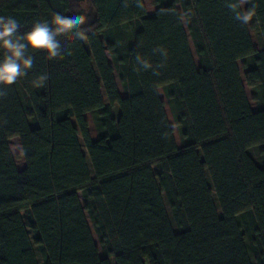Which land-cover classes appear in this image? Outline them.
I'll list each match as a JSON object with an SVG mask.
<instances>
[{"label":"trees","instance_id":"16d2710c","mask_svg":"<svg viewBox=\"0 0 264 264\" xmlns=\"http://www.w3.org/2000/svg\"><path fill=\"white\" fill-rule=\"evenodd\" d=\"M152 3L0 0L20 34L85 17L63 54L0 88V264H264V165L247 153L264 160V0Z\"/></svg>","mask_w":264,"mask_h":264},{"label":"clouds","instance_id":"9594fccd","mask_svg":"<svg viewBox=\"0 0 264 264\" xmlns=\"http://www.w3.org/2000/svg\"><path fill=\"white\" fill-rule=\"evenodd\" d=\"M85 23L82 14H53L50 20L37 21L23 34L20 25L12 16H0V88H6L23 78L33 66V55L40 53L51 59L66 51L65 33L76 32ZM148 65L145 63L144 65ZM46 76H38L35 87H40Z\"/></svg>","mask_w":264,"mask_h":264},{"label":"rangeland","instance_id":"374dc122","mask_svg":"<svg viewBox=\"0 0 264 264\" xmlns=\"http://www.w3.org/2000/svg\"><path fill=\"white\" fill-rule=\"evenodd\" d=\"M150 4H153V3H149V1H146V5H147L148 8L150 7ZM177 7H178V9H180L179 8V5H177ZM183 23H184V21H183ZM188 44H189V48H190V51L192 53L193 59L195 61V64L197 66L198 63H197L196 55H195V52H194V49H193L192 42L189 39V37H188ZM243 63H244L243 60L238 61V63H237V65L239 67V70H240L241 76L243 75V72H244L243 69H242V67H241ZM115 79H116V84H117V88L119 90V93H120L121 96H123L124 95V92H123V90L121 88V85H120V82L118 80V77H117V74L116 73H115ZM245 91H246V96H247V99H248V103L250 105V108L253 111L258 110V105L253 100L254 95L257 94L256 90L255 89H250V88H248V87L245 86ZM18 92H19L20 97H21V92L20 91H18ZM158 94H159V97L164 102L165 113H166L168 122H169L170 126L173 129V135H174V139H175L176 145H177V147H181V145H182V138H181L180 129H179V126L177 125L176 116H175V112L173 110L172 104H171L170 100L167 97V90H166V88H159L158 89ZM115 112H116V115H118L119 110H118L117 107H115ZM85 117H86V119L88 121V124H89V133H90L91 139L92 140H97V138L100 136V131H99L98 124H97V120H96L97 119L96 114L95 113L94 114L88 113V114L85 115ZM80 143H81V141H80ZM8 146H9V149H10V151H11L13 157H14V161H15L16 167L18 169L22 168L24 166V161H23L22 155H21V148H20V145H19V140L17 138L9 139L8 140ZM81 149H82V151L85 154V148L83 147L82 143H81ZM247 153L252 157V159L258 165H260V166H263L264 165V160H263V157L260 154V150H259L258 147H252V148H250L247 151ZM214 202H215V199H214ZM164 203H165V207H166V210H167L168 217L170 219L171 225H172L173 229L176 230L175 229V226H174V223H173V220H172V217H171V214H170V211L168 209V206H167L165 200H164ZM35 251H36V249H35ZM36 258L38 260V263H40V258H39V255L37 254V252H36Z\"/></svg>","mask_w":264,"mask_h":264},{"label":"crops","instance_id":"0c3cea01","mask_svg":"<svg viewBox=\"0 0 264 264\" xmlns=\"http://www.w3.org/2000/svg\"><path fill=\"white\" fill-rule=\"evenodd\" d=\"M142 1H143L144 5H145V8H146V10H147L148 12H152V11L155 10V6H154L153 4H150V7H149V8H148L147 5H146V1H149V3H152L153 0H142ZM108 59H109V57H108ZM109 62H110V59H109Z\"/></svg>","mask_w":264,"mask_h":264},{"label":"water","instance_id":"95a60500","mask_svg":"<svg viewBox=\"0 0 264 264\" xmlns=\"http://www.w3.org/2000/svg\"><path fill=\"white\" fill-rule=\"evenodd\" d=\"M75 1L78 2V3L84 2V0H75Z\"/></svg>","mask_w":264,"mask_h":264}]
</instances>
